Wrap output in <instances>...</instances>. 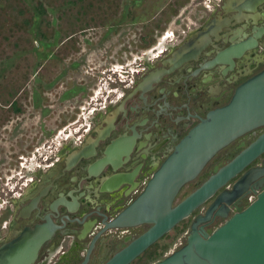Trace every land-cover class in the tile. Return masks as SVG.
Wrapping results in <instances>:
<instances>
[{"label":"flooded vegetation","instance_id":"obj_1","mask_svg":"<svg viewBox=\"0 0 264 264\" xmlns=\"http://www.w3.org/2000/svg\"><path fill=\"white\" fill-rule=\"evenodd\" d=\"M201 7L206 14L198 26L178 31L175 36L171 33L169 39H172L167 43L157 45V41L155 46L142 53L145 56L138 62L117 65L125 75L114 86L107 87V84L104 87L99 82V75L114 71L113 60L103 64L100 71L96 70L97 88L103 91L94 92L87 98V107H80L77 120L80 123L68 132L58 133L38 159L30 158L27 165L24 164L26 173H20L14 182V190L0 210V248L19 237L25 229L45 224L53 228L52 233L42 243L31 264H82L94 237L141 193L151 175L198 118L225 105L237 85L264 68V0H201ZM103 28L104 34L99 35L95 47L110 41L103 52L110 56L112 48L116 47L109 39L115 28ZM207 35L210 42L196 60L178 61L177 53L188 50L189 41L193 40L191 45L199 47ZM124 38L119 37L127 42L128 38ZM145 40L147 38L142 36V46ZM236 42H249L253 46L232 58L231 65L203 67L212 54ZM82 44L88 45V39ZM118 46L116 49L121 51L122 45ZM80 51V57H84L90 49ZM122 51L129 56L132 54L128 44ZM80 62H83L81 58ZM95 86L94 82L92 89ZM83 100L84 86L80 84V103ZM262 131L264 126L219 150L198 176L178 191L174 204L194 191L216 168L231 160ZM42 132L41 137L51 134V131ZM117 140L127 146L119 156V162L100 167L97 161L104 157L106 147ZM77 155L80 157L76 158ZM262 160L264 153L183 219L187 223L185 237L194 220L204 218L217 196L223 190L231 193L235 182L248 169L261 167ZM262 177L251 182L228 205L220 202L209 220L196 228L211 231L223 223L222 215L228 217L237 209L245 208L258 192L259 187L255 189L253 184ZM111 179L122 181L116 189L108 191L105 188ZM185 187L186 192L181 194ZM149 227V224H140L105 228L94 240L85 264H105ZM164 235L128 264L148 255L141 263L146 264L149 257L155 256L156 252L152 250Z\"/></svg>","mask_w":264,"mask_h":264},{"label":"rangeland","instance_id":"obj_2","mask_svg":"<svg viewBox=\"0 0 264 264\" xmlns=\"http://www.w3.org/2000/svg\"><path fill=\"white\" fill-rule=\"evenodd\" d=\"M205 14L201 0H0V210L18 175L26 173L24 164L38 159L58 133L76 128L80 107H87L94 92L103 91L97 88L96 70L113 60L115 72L99 75V82L114 86L125 75L117 65L138 62L157 41V45L167 43L171 33L175 36L198 26ZM104 26H114L109 39L117 48L122 45L121 51L128 44L130 56L116 47L110 56L103 55L110 41H103L97 51L96 40ZM142 36L147 38L144 46ZM82 38L88 39V45L82 44ZM87 49L88 54L80 57V50ZM80 84L84 86L81 103ZM43 130L51 131L50 136L41 137ZM186 229L182 221L166 233L146 264L182 246Z\"/></svg>","mask_w":264,"mask_h":264},{"label":"water","instance_id":"obj_3","mask_svg":"<svg viewBox=\"0 0 264 264\" xmlns=\"http://www.w3.org/2000/svg\"><path fill=\"white\" fill-rule=\"evenodd\" d=\"M251 7L254 10V5ZM202 39L203 44L199 47L191 45L193 40L189 41L188 50L177 53L178 61L196 60L202 48L210 42L208 35ZM251 43H230L212 54L203 67L231 65V59L248 51L253 46ZM263 126L264 68L237 85L225 105L208 111L204 118H198L151 175L141 193L94 237L82 264H85L94 240L105 228L149 224L144 233L105 263L128 264L264 153L262 131L231 160L216 168L194 191L174 204L178 191L198 176L213 155L242 135ZM126 147L123 141H114L106 147L104 157L97 161L98 165H116ZM261 162V167L248 169L235 182L231 193L223 190L203 219L197 217L194 220L179 249L154 264H264V161ZM259 177L262 178L253 184L255 189H259L250 204L237 209L231 216L222 215L223 223L211 231L196 228L209 220L220 202L228 205ZM121 181L108 180L105 189H116ZM52 230L45 224L25 229L19 237L0 248V264H31Z\"/></svg>","mask_w":264,"mask_h":264}]
</instances>
